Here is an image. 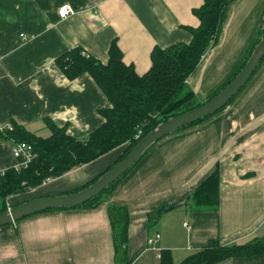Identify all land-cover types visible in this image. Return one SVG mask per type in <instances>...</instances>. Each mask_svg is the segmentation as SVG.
I'll return each mask as SVG.
<instances>
[{"label": "crops", "instance_id": "obj_1", "mask_svg": "<svg viewBox=\"0 0 264 264\" xmlns=\"http://www.w3.org/2000/svg\"><path fill=\"white\" fill-rule=\"evenodd\" d=\"M203 0H0V127L12 122L31 132L49 130L45 119L83 139L104 122L109 102L88 74L70 81L55 61L74 47L106 63L113 40L139 75L151 68L155 47L190 43L185 27ZM69 5L74 14L59 17ZM264 0H235L218 44L188 78L201 103L231 82L259 38ZM50 132V130H49ZM40 136V135H39ZM11 141L0 139V172L25 165ZM125 146L60 179L9 199L11 205L56 196L93 180L124 153ZM219 167L217 210L188 203ZM130 214L132 264H159L164 249L180 263L211 240L243 244L264 235V61L226 109L154 144L95 209L39 213L0 228V264H115L108 205ZM165 213L154 223L150 214ZM187 224V225H186ZM159 235V239H157ZM152 242L150 245L149 242ZM219 264H264V256Z\"/></svg>", "mask_w": 264, "mask_h": 264}, {"label": "trees", "instance_id": "obj_2", "mask_svg": "<svg viewBox=\"0 0 264 264\" xmlns=\"http://www.w3.org/2000/svg\"><path fill=\"white\" fill-rule=\"evenodd\" d=\"M233 1L235 0H203V4L193 10L200 25L185 27L192 36L190 43H177L167 48L155 47L151 53V68L143 75H139L133 65H127L124 62V54L116 39L110 46L106 63L88 54L82 47L71 48L59 56L55 63L68 80L74 81L88 74L105 94L109 106L100 110L104 122L83 139L73 137L68 133L67 126L59 127L47 118L45 122L51 133L49 137L39 136L16 122H12L10 128L3 127V131H0L1 140L11 141L13 144L31 145L34 157L27 165L0 172V213L24 203L11 205L10 198L60 179L75 169L125 146L124 153L112 166L67 194L89 187L123 160L147 134L160 124L205 104L206 102L201 103L197 99L187 81L198 68L203 57L218 44L229 6ZM263 38L264 19L259 38L240 71ZM211 117L183 129L196 126ZM128 173L101 195L77 208L95 209L108 202L110 194ZM220 185L221 178L219 167H217L194 190L187 202L194 210H217L220 203ZM165 211L164 207L158 208L150 214L149 222L157 221ZM108 216L113 231L115 264H132L128 254L129 211L126 207L109 204ZM259 255L264 256V235L243 244L223 245L218 240H211L180 263H175L172 252L164 249L160 253L159 264H219L229 259Z\"/></svg>", "mask_w": 264, "mask_h": 264}, {"label": "water", "instance_id": "obj_3", "mask_svg": "<svg viewBox=\"0 0 264 264\" xmlns=\"http://www.w3.org/2000/svg\"><path fill=\"white\" fill-rule=\"evenodd\" d=\"M263 59L264 38L256 46L244 68L212 99L194 110L172 117L160 124L155 130L147 134L123 160L89 187L75 193L35 198L0 213V228L46 211L74 209L98 197L128 173L154 144L172 133L214 116L224 109L247 85L260 67Z\"/></svg>", "mask_w": 264, "mask_h": 264}, {"label": "built area", "instance_id": "obj_4", "mask_svg": "<svg viewBox=\"0 0 264 264\" xmlns=\"http://www.w3.org/2000/svg\"><path fill=\"white\" fill-rule=\"evenodd\" d=\"M72 14H74V11H73L72 7L69 5H64L59 9V17L61 19H65ZM9 128H10V126H9ZM3 129H4L3 127H0V131H3ZM12 152H13V155L17 158L24 157L25 158V165H27L34 157L33 148L31 145H29L27 143L14 144ZM156 238L159 239V235H157ZM149 244L151 245L152 242L150 241Z\"/></svg>", "mask_w": 264, "mask_h": 264}, {"label": "rangeland", "instance_id": "obj_5", "mask_svg": "<svg viewBox=\"0 0 264 264\" xmlns=\"http://www.w3.org/2000/svg\"><path fill=\"white\" fill-rule=\"evenodd\" d=\"M232 81V80H231ZM221 91V90H220ZM219 91V92H220ZM218 92V93H219ZM212 99V98H211ZM40 134V136H42V137H49L50 135H51V133L49 132V130H45V131H43V132H39Z\"/></svg>", "mask_w": 264, "mask_h": 264}, {"label": "bare ground", "instance_id": "obj_6", "mask_svg": "<svg viewBox=\"0 0 264 264\" xmlns=\"http://www.w3.org/2000/svg\"><path fill=\"white\" fill-rule=\"evenodd\" d=\"M16 224V223H15Z\"/></svg>", "mask_w": 264, "mask_h": 264}]
</instances>
